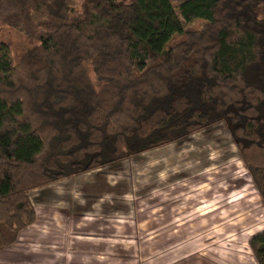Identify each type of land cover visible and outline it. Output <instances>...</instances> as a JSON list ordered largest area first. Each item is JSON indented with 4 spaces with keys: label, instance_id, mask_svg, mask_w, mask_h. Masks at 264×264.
Segmentation results:
<instances>
[{
    "label": "trees",
    "instance_id": "obj_1",
    "mask_svg": "<svg viewBox=\"0 0 264 264\" xmlns=\"http://www.w3.org/2000/svg\"><path fill=\"white\" fill-rule=\"evenodd\" d=\"M2 28L0 253L33 191L220 124L264 204V0H0Z\"/></svg>",
    "mask_w": 264,
    "mask_h": 264
},
{
    "label": "rangeland",
    "instance_id": "obj_2",
    "mask_svg": "<svg viewBox=\"0 0 264 264\" xmlns=\"http://www.w3.org/2000/svg\"><path fill=\"white\" fill-rule=\"evenodd\" d=\"M81 1L75 0L77 8ZM204 25L203 21L195 22V27L198 29H202ZM0 38L13 43L15 61L29 47L28 41L23 36L6 28L0 29ZM66 179H108L111 187H115L120 182V187L124 188L122 191L129 194L126 203L132 204L136 209L135 212L143 217L150 215L151 209L157 208L159 211L155 214L158 213L165 224H174V234H172L176 238L182 233L191 237L195 227L206 225L204 231L199 232L197 236L205 234L206 238L213 237L211 240L215 241L214 247L221 251L222 264H257L250 247V239L264 231V204L224 124L197 132L184 142L166 145L108 168ZM149 179H156L159 187H164L154 197L149 193ZM161 179L169 180L164 182ZM177 179L188 180L169 183ZM60 181L62 180L56 182ZM170 184L172 185L168 186ZM92 186L97 187L96 184ZM56 187L59 193L67 190L64 185H56ZM197 190H205L206 199L197 200L195 193ZM93 191L99 198L98 201L102 198L98 203L111 202L112 197H115L110 189L109 192L103 189L107 194ZM155 198L157 201L154 203ZM54 199L56 206L63 207L66 204L60 194ZM54 209H43L45 211L43 223L46 227L51 226L45 229L46 234L43 236H48L44 241L48 246L59 250L63 246V239H67L70 232L54 227L68 224L63 215L69 214V209L65 207ZM97 209L101 210L100 207ZM184 209L186 210L180 214ZM199 212L203 216H200ZM191 214L198 216L193 219ZM93 217L95 218V216L89 218ZM98 217L111 219L104 218L100 214ZM145 220L149 221V217L148 219L145 217ZM122 222L131 224L132 220L125 218ZM38 225L39 221L37 222L36 217L35 223L23 232L26 231L28 234L32 231V235L38 233L35 231L39 228ZM128 234L127 232L126 236ZM31 239L33 238L29 240ZM190 240L192 238H186L184 242Z\"/></svg>",
    "mask_w": 264,
    "mask_h": 264
},
{
    "label": "crops",
    "instance_id": "obj_3",
    "mask_svg": "<svg viewBox=\"0 0 264 264\" xmlns=\"http://www.w3.org/2000/svg\"><path fill=\"white\" fill-rule=\"evenodd\" d=\"M155 180H148L149 193L153 197L164 188H160ZM161 180L167 182L169 179ZM186 180L188 179H177L169 183H181ZM126 182L128 183L127 180ZM93 184L97 187L92 186ZM119 184L120 182L111 187L108 179H64L33 191L32 199L37 222L39 221V228L35 231L38 233L32 235V231L28 234L25 231L26 233L20 234L17 245L0 253V264H222V254L220 249L214 247L213 237L206 238L205 234L197 236L199 232L204 231L206 225L195 227L191 237L182 233L176 238L173 235L174 224H165L164 219L160 218L158 213L155 214L159 211L157 208L151 209V214L145 216L147 219L149 217V221L135 212V207L126 203L129 194L124 193V188ZM56 185H64L67 190L59 193ZM104 188L107 189L106 192H109V189L113 191L112 195L115 197H112L111 202L98 203L102 198L98 201L99 198L93 190L107 194L103 191ZM195 193L197 200L206 197L205 190H197ZM59 194L66 201L63 207L69 209V214H62L68 224H60L54 228L69 231L70 234L67 239H63V246L56 250L44 242L48 238L43 236L46 234L45 229L51 226L46 227L43 223V209H63L55 203L54 197ZM97 194L99 195V192ZM156 201L157 198L154 203ZM185 210L180 211V214ZM99 214L111 219H102L98 217ZM197 214H191V217L195 219ZM91 216L95 218H89ZM200 216L203 214L200 213ZM125 218L132 220V223L122 222ZM31 237L33 239L29 240ZM186 238L192 240L184 242Z\"/></svg>",
    "mask_w": 264,
    "mask_h": 264
}]
</instances>
